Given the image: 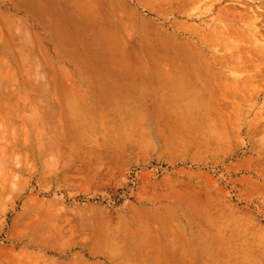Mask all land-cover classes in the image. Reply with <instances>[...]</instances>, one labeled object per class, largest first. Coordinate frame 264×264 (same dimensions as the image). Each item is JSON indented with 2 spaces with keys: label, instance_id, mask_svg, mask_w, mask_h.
Segmentation results:
<instances>
[{
  "label": "rangeland",
  "instance_id": "obj_1",
  "mask_svg": "<svg viewBox=\"0 0 264 264\" xmlns=\"http://www.w3.org/2000/svg\"><path fill=\"white\" fill-rule=\"evenodd\" d=\"M0 264H264V0H0Z\"/></svg>",
  "mask_w": 264,
  "mask_h": 264
},
{
  "label": "bare ground",
  "instance_id": "obj_2",
  "mask_svg": "<svg viewBox=\"0 0 264 264\" xmlns=\"http://www.w3.org/2000/svg\"><path fill=\"white\" fill-rule=\"evenodd\" d=\"M141 30V29H140ZM218 41V40H217ZM205 42V41H204ZM194 51V50H193ZM208 74V73H207ZM209 76V75H208ZM197 77V76H196ZM198 79V78H197ZM199 80V79H198ZM202 85V84H201ZM203 86V85H202ZM188 93V92H187ZM230 93H232V92H230ZM217 96V95H216ZM228 97V96H227ZM228 107V106H227ZM233 109V108H232Z\"/></svg>",
  "mask_w": 264,
  "mask_h": 264
}]
</instances>
